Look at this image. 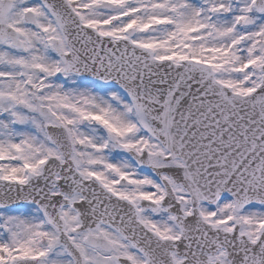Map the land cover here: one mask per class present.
Wrapping results in <instances>:
<instances>
[{
  "label": "snow or ice",
  "instance_id": "6c2138e0",
  "mask_svg": "<svg viewBox=\"0 0 264 264\" xmlns=\"http://www.w3.org/2000/svg\"><path fill=\"white\" fill-rule=\"evenodd\" d=\"M0 264H264V0H0Z\"/></svg>",
  "mask_w": 264,
  "mask_h": 264
}]
</instances>
